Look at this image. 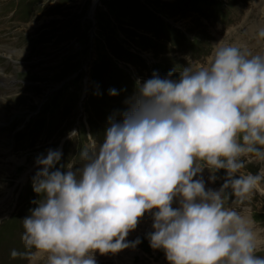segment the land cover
Returning <instances> with one entry per match:
<instances>
[{
  "label": "clouds",
  "instance_id": "1",
  "mask_svg": "<svg viewBox=\"0 0 264 264\" xmlns=\"http://www.w3.org/2000/svg\"><path fill=\"white\" fill-rule=\"evenodd\" d=\"M256 37L264 40V26ZM172 77L138 80L103 138L89 136L80 149L78 167H57L60 150L37 156L39 199L22 219L30 251L13 250V258L97 264V253L136 248L141 240L126 238L149 213L146 238L168 264H264L251 220L224 203L226 190L242 204L264 183V175L241 171L246 159L264 161V53L217 46L206 65L188 64ZM205 167L211 182L224 170L219 190L196 178Z\"/></svg>",
  "mask_w": 264,
  "mask_h": 264
},
{
  "label": "rangeland",
  "instance_id": "2",
  "mask_svg": "<svg viewBox=\"0 0 264 264\" xmlns=\"http://www.w3.org/2000/svg\"><path fill=\"white\" fill-rule=\"evenodd\" d=\"M92 2L0 0V264H29L11 253L27 250L22 219L39 199L32 188L37 156L60 150L57 167H78L89 136L101 140L108 118L126 109L137 81L153 72L177 79L188 64L206 65L217 46L264 53L256 37L264 0H97L89 18ZM73 130L75 140L68 138ZM241 171L264 175V161L246 159ZM210 175L205 167L196 178L219 190L224 170L215 182ZM224 203L251 220L257 255L264 256V183L242 204L226 190ZM152 223L146 213L126 238L141 243L97 253V264H168L146 238Z\"/></svg>",
  "mask_w": 264,
  "mask_h": 264
},
{
  "label": "bare ground",
  "instance_id": "3",
  "mask_svg": "<svg viewBox=\"0 0 264 264\" xmlns=\"http://www.w3.org/2000/svg\"><path fill=\"white\" fill-rule=\"evenodd\" d=\"M96 3H97V0H93L92 5H91L90 10H89V13H88L89 18H91L93 16L94 8H95L94 5H96ZM26 252H28V249L26 250ZM22 258H25V256H22Z\"/></svg>",
  "mask_w": 264,
  "mask_h": 264
}]
</instances>
